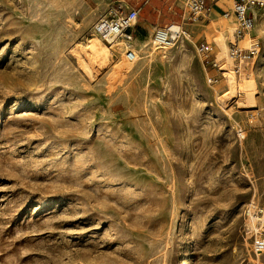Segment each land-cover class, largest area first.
Returning <instances> with one entry per match:
<instances>
[{"label":"rangeland","instance_id":"1","mask_svg":"<svg viewBox=\"0 0 264 264\" xmlns=\"http://www.w3.org/2000/svg\"><path fill=\"white\" fill-rule=\"evenodd\" d=\"M113 2L0 0V264H264V11L248 103L218 58L234 18L168 49L137 22L129 63L93 33Z\"/></svg>","mask_w":264,"mask_h":264},{"label":"built area","instance_id":"2","mask_svg":"<svg viewBox=\"0 0 264 264\" xmlns=\"http://www.w3.org/2000/svg\"><path fill=\"white\" fill-rule=\"evenodd\" d=\"M184 6V13L187 14L182 24H170L165 27L156 28L152 43L156 49H168L174 47L178 42L188 37L184 30L186 25H194L204 17H209L212 11V5L218 0H176ZM231 5L222 17L224 19L234 18L238 25V32L235 36L234 43L230 44L228 55L233 65V73L235 76L242 71L244 63H248L257 59L261 52L262 46L258 39L251 36L256 22V11H264V0H231ZM138 22V11L130 10L122 12L121 8L113 9L110 15L100 19L93 26L94 35L98 36L110 49H112L117 41H121L128 45L125 50L124 57L129 63L137 60V56L133 50V44L136 36L133 32ZM198 56L207 66L214 63L211 60L212 47L207 43H201L197 47ZM211 83L212 79L209 78ZM248 222L254 223L256 229H253L258 235L260 230H264V209L258 206H248L246 211ZM253 223H252V222ZM254 252L256 254L264 253V239L256 238L254 242Z\"/></svg>","mask_w":264,"mask_h":264},{"label":"crops","instance_id":"3","mask_svg":"<svg viewBox=\"0 0 264 264\" xmlns=\"http://www.w3.org/2000/svg\"><path fill=\"white\" fill-rule=\"evenodd\" d=\"M231 3V0H218L212 5L209 17H222ZM116 8H121L122 12L138 11L139 29L145 32L170 24H182L187 17L183 4L176 0H115L112 10Z\"/></svg>","mask_w":264,"mask_h":264},{"label":"bare ground","instance_id":"4","mask_svg":"<svg viewBox=\"0 0 264 264\" xmlns=\"http://www.w3.org/2000/svg\"><path fill=\"white\" fill-rule=\"evenodd\" d=\"M232 33V32H231ZM90 42L92 43V48H93V52L94 53H100V55L102 53H104L103 49H101L100 47V42H99V38H94L93 40H90ZM217 43V48H218V58L221 60H225L226 62V68L224 69L225 71V80L227 83V86L229 88V90L232 92V94H236V92L238 91H243L245 93V95L247 96V101L248 103H252L253 102V82L249 76H245L244 78H242L241 80H239L237 78V76L234 75L233 71L230 68L231 65V60L229 58L228 55V50H227V45H226V37L225 35H223L222 37L218 38V40H216ZM110 50V48H108ZM136 56H137V52L134 51ZM138 59V58H137ZM243 77V76H242ZM252 222V221H251ZM250 223V221H249ZM253 223V222H252ZM251 225V223H250ZM253 227H255L254 223L252 224Z\"/></svg>","mask_w":264,"mask_h":264}]
</instances>
